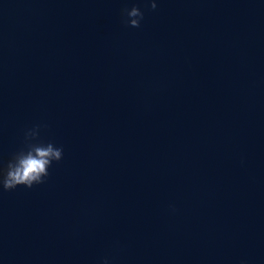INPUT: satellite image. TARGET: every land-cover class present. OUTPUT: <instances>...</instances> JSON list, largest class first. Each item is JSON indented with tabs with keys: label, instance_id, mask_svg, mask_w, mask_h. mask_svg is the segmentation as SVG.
Returning a JSON list of instances; mask_svg holds the SVG:
<instances>
[{
	"label": "water",
	"instance_id": "obj_1",
	"mask_svg": "<svg viewBox=\"0 0 264 264\" xmlns=\"http://www.w3.org/2000/svg\"><path fill=\"white\" fill-rule=\"evenodd\" d=\"M156 3L0 0V264H264V0Z\"/></svg>",
	"mask_w": 264,
	"mask_h": 264
},
{
	"label": "clouds",
	"instance_id": "obj_2",
	"mask_svg": "<svg viewBox=\"0 0 264 264\" xmlns=\"http://www.w3.org/2000/svg\"><path fill=\"white\" fill-rule=\"evenodd\" d=\"M152 10L157 8L156 0H145ZM123 23L131 27H140L144 12L135 4L131 8L122 9ZM40 125L25 132L24 144L11 154L6 164L0 162V186L5 191L13 190L19 185L32 188L42 184L50 175L52 163L63 158V147L55 146L52 141H45L39 136ZM103 264H110L107 257ZM246 264V261H241Z\"/></svg>",
	"mask_w": 264,
	"mask_h": 264
}]
</instances>
